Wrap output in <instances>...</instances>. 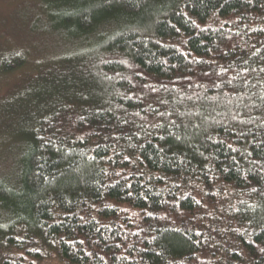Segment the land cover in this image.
Instances as JSON below:
<instances>
[{
	"label": "trees",
	"instance_id": "1",
	"mask_svg": "<svg viewBox=\"0 0 264 264\" xmlns=\"http://www.w3.org/2000/svg\"><path fill=\"white\" fill-rule=\"evenodd\" d=\"M39 4L76 49L13 107L0 264H264V0Z\"/></svg>",
	"mask_w": 264,
	"mask_h": 264
},
{
	"label": "rangeland",
	"instance_id": "2",
	"mask_svg": "<svg viewBox=\"0 0 264 264\" xmlns=\"http://www.w3.org/2000/svg\"><path fill=\"white\" fill-rule=\"evenodd\" d=\"M75 49V44L52 30L39 0H0V66L3 58L12 54H19L25 61V67L17 71L0 69V169L13 167L20 152L13 107L22 103L24 94H31V85L39 80L40 72L33 66L41 68ZM8 104L11 110L3 109ZM42 264L64 263L52 255L44 257Z\"/></svg>",
	"mask_w": 264,
	"mask_h": 264
}]
</instances>
